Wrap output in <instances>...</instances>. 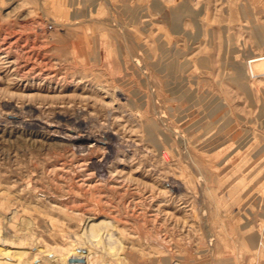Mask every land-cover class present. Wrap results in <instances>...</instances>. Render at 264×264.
<instances>
[{
  "label": "rangeland",
  "instance_id": "1",
  "mask_svg": "<svg viewBox=\"0 0 264 264\" xmlns=\"http://www.w3.org/2000/svg\"><path fill=\"white\" fill-rule=\"evenodd\" d=\"M264 263V0H0V264Z\"/></svg>",
  "mask_w": 264,
  "mask_h": 264
},
{
  "label": "built area",
  "instance_id": "2",
  "mask_svg": "<svg viewBox=\"0 0 264 264\" xmlns=\"http://www.w3.org/2000/svg\"><path fill=\"white\" fill-rule=\"evenodd\" d=\"M253 264H264V263H253Z\"/></svg>",
  "mask_w": 264,
  "mask_h": 264
}]
</instances>
